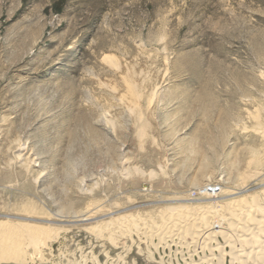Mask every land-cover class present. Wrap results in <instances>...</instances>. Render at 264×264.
<instances>
[{
    "label": "rangeland",
    "instance_id": "obj_1",
    "mask_svg": "<svg viewBox=\"0 0 264 264\" xmlns=\"http://www.w3.org/2000/svg\"><path fill=\"white\" fill-rule=\"evenodd\" d=\"M263 125L264 0H0V218L54 226L55 254L109 251L84 225L246 184ZM119 239L112 258L157 264L149 238Z\"/></svg>",
    "mask_w": 264,
    "mask_h": 264
},
{
    "label": "bare ground",
    "instance_id": "obj_2",
    "mask_svg": "<svg viewBox=\"0 0 264 264\" xmlns=\"http://www.w3.org/2000/svg\"><path fill=\"white\" fill-rule=\"evenodd\" d=\"M109 58V56H105V59ZM133 84L130 85L131 92L139 96V89ZM263 131L260 133L261 135L264 133ZM262 141L260 147H253L247 152L246 163L252 169L247 170L246 184L239 186L245 182L243 177L241 176L242 182L239 176L237 179L241 183L238 182V184L235 181L238 186L221 188L216 195H205L208 197L198 199L216 200L191 202L192 199L176 196L169 198L170 201L188 200V202L178 203L175 206H164L162 212L159 211V215L149 219L150 223H147L146 226L140 224L136 218V211L135 214L121 213L108 220L84 225L76 229V233L84 232V234H89L93 239L102 242L108 238L109 251L116 247L118 238L129 244L149 238L152 251L156 254V257H152V259L157 264H264V139ZM13 153L22 165L21 167L28 171L30 165L24 150L17 147ZM247 165L245 164V166ZM242 175L246 176L244 173ZM19 200L21 201L15 205L21 209V213L24 211L28 215H32L34 205L24 199ZM12 201L14 202V200ZM94 203L86 204L85 209L79 210L77 214L74 212L75 214H72L76 217L74 220L82 222L93 219L92 217L100 213L103 208H101L102 204L95 205ZM12 205L14 204L9 203L6 209L12 210ZM37 215L39 214L37 213ZM2 216L0 218V264H124V259H114L115 256L112 258L109 255L110 252L104 249L94 254L92 251H87L90 249L89 247L86 253L83 254L79 251V254L72 255L71 258H67L58 250L55 254L49 244L59 238L57 231L50 230L54 226L48 227V229L40 223L30 222L29 217L17 220L13 219L15 217L10 214H2ZM140 225L144 227L141 228ZM70 253L73 254L74 251L72 250ZM54 256H57L55 260L52 259Z\"/></svg>",
    "mask_w": 264,
    "mask_h": 264
},
{
    "label": "built area",
    "instance_id": "obj_3",
    "mask_svg": "<svg viewBox=\"0 0 264 264\" xmlns=\"http://www.w3.org/2000/svg\"><path fill=\"white\" fill-rule=\"evenodd\" d=\"M220 190V184L210 182L199 186L197 189L193 190L191 194L192 196L216 195Z\"/></svg>",
    "mask_w": 264,
    "mask_h": 264
}]
</instances>
